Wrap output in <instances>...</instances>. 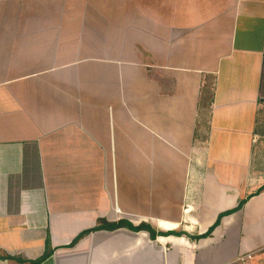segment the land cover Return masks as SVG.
Segmentation results:
<instances>
[{
  "label": "crops",
  "instance_id": "1",
  "mask_svg": "<svg viewBox=\"0 0 264 264\" xmlns=\"http://www.w3.org/2000/svg\"><path fill=\"white\" fill-rule=\"evenodd\" d=\"M0 264H264V0H0Z\"/></svg>",
  "mask_w": 264,
  "mask_h": 264
},
{
  "label": "trees",
  "instance_id": "2",
  "mask_svg": "<svg viewBox=\"0 0 264 264\" xmlns=\"http://www.w3.org/2000/svg\"><path fill=\"white\" fill-rule=\"evenodd\" d=\"M245 202H246V199L242 200L241 203L235 209L228 210V211H225V212L221 213L220 216H219V218H218V220L216 221V223L212 227H210L209 231L206 234H204L203 237L209 236L211 234V232L213 231V229L220 223V220H221V218L223 216H226L228 214H231V213L239 210L240 208H242V206L244 205ZM114 227H117V225H114L113 228ZM151 234H152L153 237H155V232L153 230L151 231ZM82 235H80L78 238H80ZM163 235H165V234H163ZM78 238L76 240H78Z\"/></svg>",
  "mask_w": 264,
  "mask_h": 264
}]
</instances>
